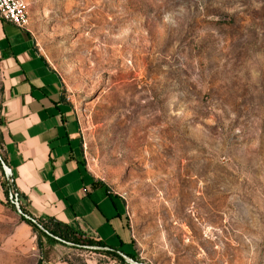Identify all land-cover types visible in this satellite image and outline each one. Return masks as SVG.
Returning <instances> with one entry per match:
<instances>
[{
  "label": "rangeland",
  "instance_id": "374dc122",
  "mask_svg": "<svg viewBox=\"0 0 264 264\" xmlns=\"http://www.w3.org/2000/svg\"><path fill=\"white\" fill-rule=\"evenodd\" d=\"M26 1L83 163L122 200L133 259L264 264V0ZM21 222L4 198L0 264H37Z\"/></svg>",
  "mask_w": 264,
  "mask_h": 264
},
{
  "label": "crops",
  "instance_id": "0c3cea01",
  "mask_svg": "<svg viewBox=\"0 0 264 264\" xmlns=\"http://www.w3.org/2000/svg\"><path fill=\"white\" fill-rule=\"evenodd\" d=\"M0 155L31 216L52 218L91 240L131 251L122 200L83 163L78 123L58 73L36 49L27 28L2 19ZM4 198L0 181V203ZM19 229L31 226L22 221ZM62 246L42 238L41 247L33 248L37 264H71ZM85 264H117V260Z\"/></svg>",
  "mask_w": 264,
  "mask_h": 264
},
{
  "label": "trees",
  "instance_id": "16d2710c",
  "mask_svg": "<svg viewBox=\"0 0 264 264\" xmlns=\"http://www.w3.org/2000/svg\"><path fill=\"white\" fill-rule=\"evenodd\" d=\"M4 162L6 163L5 159L3 158ZM0 169L2 174H4L1 165H0ZM5 175V174H4ZM10 182L5 179L3 181H1V186L3 188V192H4V196L7 200V203L11 202V199L9 198V194L10 193H16L18 195V197L20 196L15 183H14V177L13 174L10 176ZM21 206V205H20ZM21 209L24 213L29 214L25 208L23 206H21ZM30 215V214H29ZM20 220L25 222L26 224L30 225L31 228L36 232L37 234V244L38 247H41L42 241L41 239L43 238V236L47 237V239L58 242L57 240H55L52 236H56L59 237L65 241H70L72 243H74L76 245V247H79L81 245L84 244H89V245H100V246H105L106 244H104L102 241H94L91 240L87 237L82 236L81 234H79L78 232H76L75 230H73L72 228H70L69 226H67L66 224H63L59 221H56L52 218L49 219H38L39 223L42 224V226L44 227V229L51 234L52 236H49L47 234H45L44 232H42L41 230L38 229L37 226H35L34 224H32L29 220H26L22 215H19ZM60 243V242H59ZM75 247V248H76ZM112 247V246H111ZM115 248V247H112ZM116 250L122 251L123 253L127 254L128 256H130L131 258H135L133 253L131 251H126L124 249H118L115 248ZM98 253H102L105 254L107 256H110L111 258L119 261L122 264H125L124 260L117 255L114 251H105V252H98Z\"/></svg>",
  "mask_w": 264,
  "mask_h": 264
},
{
  "label": "water",
  "instance_id": "95a60500",
  "mask_svg": "<svg viewBox=\"0 0 264 264\" xmlns=\"http://www.w3.org/2000/svg\"><path fill=\"white\" fill-rule=\"evenodd\" d=\"M0 165H1V168L4 172V174L10 176L11 174H10L9 168H8L7 164L4 162L1 155H0ZM9 198L11 199V202L13 203L16 214L22 215L26 220H29L32 224L37 226L39 230H41L42 232H44L45 234H47L49 236H52L51 234H49L44 229L42 224H40L39 221L35 217H33L27 213H24L22 211L20 203H19L18 195L16 193H13V194L10 193ZM52 237L64 245H67L69 247H76V245L70 241H65V240H63L59 237H56V236H52ZM79 247L84 248V249L89 250V251H94V252L114 251L117 255H119L124 260V262L126 264H138L133 258L128 256L127 254L123 253L122 251L116 250L115 248H112L111 246H108V245L100 246V245L84 244V245H81Z\"/></svg>",
  "mask_w": 264,
  "mask_h": 264
},
{
  "label": "built area",
  "instance_id": "2783aa9c",
  "mask_svg": "<svg viewBox=\"0 0 264 264\" xmlns=\"http://www.w3.org/2000/svg\"><path fill=\"white\" fill-rule=\"evenodd\" d=\"M0 19L20 28L29 24L28 2L26 0H0Z\"/></svg>",
  "mask_w": 264,
  "mask_h": 264
}]
</instances>
